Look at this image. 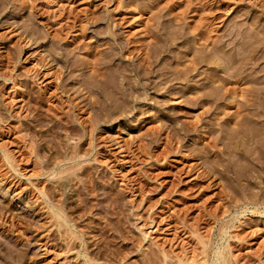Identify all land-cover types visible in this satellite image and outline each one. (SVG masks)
<instances>
[{"label": "rangeland", "instance_id": "374dc122", "mask_svg": "<svg viewBox=\"0 0 264 264\" xmlns=\"http://www.w3.org/2000/svg\"><path fill=\"white\" fill-rule=\"evenodd\" d=\"M225 1L227 9H224H226L227 12L224 13L226 15L222 17L224 18L222 22H219L221 18L216 20L218 25L215 24V26H217L218 31L215 32L214 35H221L224 33V31L231 26L233 23L232 21L236 19H234V17H236L237 12L247 13L244 17H240L245 19L243 20V22H246L245 29H253V27H258L259 29L264 28V12L262 11V8H264V0ZM186 4L187 0H0V59L5 60L4 62L2 61V66L5 67L3 68L4 72L7 71L6 73L8 75L14 74L13 76L15 77L10 76L15 78L14 80L18 83L16 86V90L18 91L13 96L8 92L11 83L8 84V87L2 88L4 90L1 89V93H3L2 96L4 98L0 95V98L2 97L1 100L3 103L5 101V105L8 107L13 103V106L11 105L13 109H15V111L19 109L18 112L16 111V114L18 113L22 116L28 115V111L25 110V107L20 106L24 95V92L20 90L23 89L21 88L22 85L24 86L28 81L27 83L32 82L30 84L33 89H36L35 91L44 96L43 100H41L43 103L41 102V104L45 106L43 110H45V112L48 111L46 115L49 113V110L51 112L50 107L53 108L52 113L54 116L55 113L63 114L69 106L67 102L71 103V101H68L71 95V100H75L74 102L77 101L76 103H80L81 106L85 105V102H87L85 96L87 94L84 93L85 91L82 89L84 85L82 86V82H78V79H81L80 77L84 78L85 74L89 73L87 72L88 68L86 69L83 66L73 70L72 75L74 76H72L69 73V68V70L66 71L68 63L65 61V55L63 57L64 59L54 60L51 59L53 57L50 54V50L53 49L55 52L57 50H63L64 53L69 52L71 54L69 55L70 59L75 55L74 58L79 57L80 60H82L84 58L82 54L85 50L80 46H84L91 50L92 48H96V46L100 49L106 48V44L102 46L104 34L102 35L99 33L106 30L108 28L107 25H112L115 30V37L118 39L119 37L128 38L134 33H137L138 37V34L139 36L142 34L141 32L144 28L143 22L145 19H150L151 27L171 25V15H167L169 12L166 13V11L170 8V11L173 13L175 11V13L182 12L186 10ZM224 9L222 10L224 11ZM194 13L197 12L191 11V13L189 12L187 14L188 17L190 16L189 20H191V18L193 21L196 19L198 20V13ZM207 13L208 11L203 12V14ZM248 13L250 14L248 15ZM203 14L199 15L202 16ZM52 16L54 17L53 19L51 18ZM55 16L57 18H55ZM45 19H47V21H45ZM49 20L55 21L54 27L46 24V22L49 23ZM56 20H59L60 23L58 21L57 23ZM140 20L144 21L142 22ZM253 21L254 24H252ZM117 23L119 24L117 25ZM67 24L68 26H66ZM82 24L85 25L84 29H82V27H84ZM249 25L251 26L249 27ZM60 27L62 28L58 29ZM175 27H177V25ZM57 29L59 32L63 31L61 33H63L62 37L64 36V38H62L60 42L58 38L54 39L56 36H53ZM35 35L39 38H37V41ZM74 40L79 41L74 42ZM98 45H100V47ZM49 47L52 48L50 49ZM42 57L45 58L43 59ZM167 57L168 56H165L163 60ZM45 63H49L50 65ZM43 65L46 66L44 67ZM49 67L53 68L50 70V73L47 70ZM51 71L60 73L63 71L62 75L59 74L60 77L64 79L63 81L61 80V82L65 90H67L69 95L66 91L64 92L68 96L64 92V94L60 92L61 89L58 88L59 85L57 87L56 83H58L61 78H54L57 77L58 73H56L55 76L51 74ZM197 78L195 77V79ZM64 81L68 82V86ZM176 86L180 87L181 85L176 84ZM6 88L9 90L7 91ZM185 95L187 96L189 94ZM179 97L180 95H176L167 98V101L164 100L166 101L164 104L161 103L162 106L155 108V105L152 104L156 103L155 98L149 96V98L141 100L142 104L145 103L143 106L140 105L142 108L138 107V105L136 108L134 107L131 109L132 111H129V114L118 116L112 120H106L105 117L102 116V121L95 128L93 135L94 139H91V136H88L89 138L87 135L84 136V129L79 123L99 113L96 109H91V112L90 109L87 110V105H85L83 111L80 108H72L70 110L68 107L69 110L67 111L73 116L74 120V125L68 130L64 129L65 126L63 124L61 125L62 127L59 126L61 123L55 121L52 113H49L47 119L53 117L51 120L48 119V121L47 119H43L44 123L40 121L30 123L32 124L31 128L33 130L29 129L26 132L27 137L33 142V146L35 147L33 152L30 148L24 147V142L14 134L11 127H9L8 121L2 122L0 124V158L3 159L2 153L5 148L12 151L11 154L16 158L14 159L15 161L13 160V163L14 165L18 164V168H16L20 173L14 170L6 160L2 161L1 159L0 254L2 256L0 260L2 258V263L0 262V264H84L87 260L86 257L90 256L97 261V264H145L147 252L150 248H158L156 247L158 244H163L164 247H167V249L169 248V250L172 249L174 252L171 250V253L183 252L181 249L182 244L186 245L191 250L192 246L197 242L196 239L198 235L193 232L181 230V232L179 231L181 234L180 240L183 239V241L180 242V240H176L174 241L176 244L173 243V241L169 239L173 237L174 229L167 230L168 226L166 224L167 222H165L167 220L163 218V215L171 216L172 219L177 218L176 220L173 219L174 221L172 220L174 223L180 220V215L177 216V214H183L185 217L188 216L186 217L188 223L196 225L198 230L202 232H200L202 235L207 233H205L203 226L209 222L211 226L215 225L214 232H216L220 223L231 215H229V213H223L225 207H223L222 204L228 200L230 201L231 195L236 200L241 199L239 195H241V191L243 190L240 189L246 187L245 184L247 181L240 178L243 180L241 181L237 177L238 174L236 171L228 172V174L226 173L227 175L225 179L223 177V180L218 177V173H214L215 175L212 174L213 176L207 175V173L205 175V168L207 165L202 163H204L206 157L210 156V152L205 148L203 154H201L202 152L199 153V146L202 144L206 145L207 141L221 134L222 128L225 127L226 124L225 119L228 117L226 113H230V110L224 109L226 111L224 112L221 108L208 111L207 109L209 106L201 108L196 105L190 106L189 108V105H184L182 102L185 97ZM156 98L159 99L160 102L162 99H165L162 95L156 96ZM8 102H11V104ZM59 106H63V108ZM231 111H233V109ZM216 112L217 114H215ZM154 113H156V115ZM74 116L79 117L76 118ZM0 118H2V116ZM70 118L72 119V117ZM193 122L194 124L199 122L198 126L201 123L204 124H202V128H200L199 131H189L187 136V133L184 134V128L187 127V125L192 126ZM203 125L204 127L206 125V129ZM208 129L212 132L210 131L211 133L207 134ZM155 130L158 132L153 138L152 133ZM176 130H178V134L180 135H176ZM179 136L180 140L179 138L177 139ZM150 137L154 139L153 143L150 141ZM155 138L157 139L155 140ZM84 141L85 143H82ZM80 142L81 147H84L82 149L88 150L87 155L84 154L81 158L75 159H79V161L70 160V156L76 152L74 150L78 148L77 146ZM143 144H148V148L147 146L141 147ZM219 146L220 148L226 147V142L224 143L223 140ZM2 147L5 148L2 149ZM146 149H148L149 152ZM199 154L201 156H207L204 158ZM234 156H230V158H234ZM32 157L36 158L33 159ZM236 157H238V155L235 156V158ZM235 158L233 159L235 164L233 161L232 164H234L233 167L237 170L236 168L240 161L238 158ZM36 159L37 162L40 161L42 163L38 162L39 164L44 165L42 169L39 166L36 167L37 169L32 167L31 162ZM80 161L83 165L85 163L86 166L91 168V176H93L91 177V182L85 180V176L80 175L82 181H80V184H82L77 186L79 189L75 188L72 191L73 194L71 192L62 195V197H60L61 195L56 196L59 198L57 200H60L59 202L66 208V211H72L71 213L69 212L72 214L71 217L75 218L77 220V225L81 226H79V237H73L72 235L68 236V234L61 235V230L58 232L57 225L54 226V219L49 218V207L43 203L45 199L40 190L45 191L46 195H48L47 198L53 199L55 196L53 193L56 194L58 192L59 194V192H61L60 189L57 191L59 186L55 183L56 172L60 169H65L66 166L67 168H71L72 165ZM239 168L240 166L238 165V170L241 169ZM65 174L66 173L62 175ZM82 177H85V179ZM255 179L256 178H252V181H260L261 178H259V180L258 178ZM88 183L92 186L93 196L88 194L86 190L85 185L88 186ZM262 184L264 185V183H261V186ZM262 187L264 189V186ZM112 190L116 193L113 200L107 196V193ZM2 203L4 206H1ZM228 203L229 202H227V204ZM234 203L233 201L232 204ZM6 206L7 208L9 207L7 211L4 210ZM10 207H12V211ZM77 210L83 213L80 218L78 217ZM198 212H200L202 216L194 220V214L196 215ZM213 214L217 216L220 215L219 217H222L220 219L221 221L218 220L215 222L213 217H211ZM190 216L193 217L189 218ZM2 220L5 221V224L2 223ZM263 220L264 215L252 214L249 210L242 216L241 221L243 222V227L236 228L241 230L244 229L241 231V234H248V240L250 242L252 239L250 244L253 245L254 249L258 248L260 242L264 241ZM193 221L199 223L200 226H198L197 223H193ZM12 222L19 224L17 229L9 228L8 225ZM47 228L50 230L52 229L51 232H46ZM62 228L63 227H61V229ZM236 229L232 228L231 231L235 233L237 231ZM251 230L255 231L252 237ZM19 248H21V251L25 252V256L19 253ZM8 250L9 252L13 250L15 257L11 256V259H9V257L4 258L3 256L7 254ZM144 250L146 252L145 254ZM78 251L80 252L79 256L77 255ZM246 251L248 252L249 250L245 249L244 252ZM6 259L9 260L7 261Z\"/></svg>", "mask_w": 264, "mask_h": 264}, {"label": "bare ground", "instance_id": "6f19581e", "mask_svg": "<svg viewBox=\"0 0 264 264\" xmlns=\"http://www.w3.org/2000/svg\"><path fill=\"white\" fill-rule=\"evenodd\" d=\"M185 3H186V1H185ZM30 6H32V5H30ZM35 6H36V4H35ZM186 6H187L186 10H184L182 12L180 11L179 13L178 12L175 13L176 11L173 13L170 11V8L169 9L167 8L168 11H166V13L169 12L167 15H171V19H170V20H172L171 25H165V26L162 25L163 27H159V26L155 27L154 26L155 27L154 28V27H151L152 25L150 23V19H147V20L145 19V21L143 20L146 24L142 20H140L143 22L144 28L142 29V32H141L142 34L140 36L138 34V37H137V33H134V34H131L132 36H130L128 38L127 37H121V38L119 37V39H118L115 37V32H114L115 30L113 29L112 25H110V26L107 25L108 28L99 33L102 35L104 34V38H103L104 42L102 43L103 44L102 46H104L106 44L107 45L106 48L104 47V49H100L96 46V48H94V49L92 48V50H91V49L85 48L84 46H80L86 52V53L84 52L85 54L84 53L82 54V55H84V58L82 60H80L79 57H78L79 59L74 58L75 55L72 56L73 59L72 58L70 59L69 55H71V54L69 52L64 53L63 50L58 51L57 49H55V50H57L55 52V51H53V49H51L52 47H49L51 49L50 54L53 57L51 59H54V60L62 59L65 55V61L68 63V64L66 63L68 66V67H66L67 68L66 71H68L70 69L69 73L71 75L73 74L72 73L73 70L79 69L80 67L84 66V68H86V69L88 68L87 72H89V73H86L87 75L85 74L84 78L80 77L81 79H78L79 80L78 82H80V83L82 82L81 85L82 86L84 85L82 89H84V91H85L84 93L87 94L85 96V99L87 100V102H85V105H87V110L90 109V111H91V109L92 110L96 109L97 111H99V113H97V114L95 113L96 115L90 116L88 120H83V121L80 120L81 122L79 124L84 129V134H85L84 136H86V135H87V137L91 136L90 137L91 139H94L93 135H94L95 128L102 121V119H101L102 116H104L106 120H112L118 116H123V115L129 114L130 113L129 111H132L131 109H133L134 107L136 108V106H138V105H139L138 107H140V105L143 106L145 103L142 104L141 100H145V99L149 98V96H151V98H155L156 103H152L155 105L154 106L155 108L156 107L158 108V106H162V104H164V102L167 101V98H171L173 96L180 95L179 98H181V96L185 97L184 101H182V102L184 103V105L185 104L189 105V108H190V106L196 105V106H200L201 108H205V107L209 106L207 109L208 111L211 109H221V108L223 109L224 112H226L225 110H230V113H228V114L226 113V115H228V117L225 119L226 124H225V127L222 128L221 134L217 135L216 137L214 136L213 139L207 141L206 145H203V144L200 145L199 146V153L202 152L201 154H203V152H205L204 151L205 148H207L210 152V156H208V157H206L207 155L206 156L202 155L204 158L206 157L205 158L206 160L204 159V163H202V164L207 165L205 168L206 169L205 175L207 173V175L209 174V175L213 176V175H215L214 173H218L219 176L218 175L217 176L222 178V180H223V177L225 179V176L228 174V172H235L236 171V173L238 174L237 177L239 179L242 178V179H244V181L245 180L247 181V183L245 182L246 187H244V189H240V190H243V191H241V195H239V196H241V199L236 200L230 194L231 195L230 201L229 200L226 201L224 204H222V206L225 207L223 213H229V215L230 214L231 215L229 216V218L224 219L220 223L219 227L217 226L218 229H216L217 230L216 232H214V226L215 225L211 226L209 222L208 223L206 222L207 224L203 226L205 233L207 232L205 235L201 234L202 232L198 230V227L196 225L188 223V219L186 218L188 216L185 217L183 214H177V216L180 215L179 216L180 220H178L179 223H178V221H177V223H174L173 221L176 220L177 218L176 219L173 218L174 219L173 220L171 218V216H168V215L164 216L163 215V218L165 220H167V221H165L163 219L165 222H167L166 223L168 226L167 230L168 229H174L173 230L174 231L173 237L170 238L169 240L173 241V243L176 244V242H174V241H176V240L179 241L181 239L180 238L181 230H184V231L186 230L189 232L196 233L198 235L197 239H196L197 242L195 243L194 246H192L191 250L189 249V247L182 244L181 249L183 250V252L179 251L178 253H171L173 250L171 249L172 250L171 251V250H169V248L168 249H167V247L165 248L163 244H158L156 246L158 248H155L152 246L153 248H150V250L147 252L146 260L144 259L146 261V263H145V261H144V263L145 264H264V241L260 242V246L256 249H254L253 245L250 244L252 239L250 240V242L248 240V234L247 235L241 234V231L244 229H242V230L236 229V228L243 227V222L241 220H242V216H244V214H246L247 211L250 210V213H252V214L264 215V189L262 187L264 185L262 184V186H261V183H264V31H263L264 28L259 29L258 27L252 26L253 29H248V30L245 29L246 28V26H245L246 22H243V20H245V19L240 18V17H242V16L244 17L245 14H247V13L246 12H243V13L237 12L239 14L236 13V17H234V19L235 18L236 19L234 21H232L233 23L231 24L232 27L229 26V28H227L224 31V33H222L221 35L220 34L214 35V33L218 31L217 26H215V24L218 25V23H216V20H218V18H221V19H219V22H222L224 19L222 17L223 16L225 17V15H226V14H224L227 12L226 11V9H227L226 8V1L225 0H187ZM224 8H226V9H224ZM189 9H190V11H189ZM222 9H224L225 12ZM191 11L198 13V14L194 13V14H197V16L199 17L198 20L196 19L197 21L196 20L193 21L192 18H191V20H189L190 16L188 17L187 14L189 12L191 13ZM204 11H206V12L208 11V13L203 14ZM262 11L264 12V8H262ZM199 14H203V15L201 16ZM249 14L250 13H248V15ZM255 14H256V11H255ZM53 16L51 17L52 19L54 18ZM253 16H255V15H253ZM68 17H67V20H68ZM55 18H57V17L55 16ZM158 19H160V18H158ZM45 21H47V19H45ZM57 21L60 23L61 19H60V21L56 20V22ZM54 22H53V20L52 21L49 20V23L46 22V24L53 26L55 24ZM61 23H62V21H61ZM126 23H128V22H126ZM249 23H250V20H249ZM118 24L119 23H117V25ZM252 24H254V21ZM72 25H69V26H72ZM82 25H84V24H82ZM176 25H177V27H175ZM66 26H68V24ZM250 26L251 25H249V27ZM33 27H34V25H33ZM61 28L62 27H60L58 29H61ZM84 28H85V25H84V27H82V29H84ZM58 29L56 30L55 33L53 32L54 33L53 36H56L54 39L58 38V41L60 42V40L62 38H64V36L62 37L63 33H61L63 31L59 32ZM80 29H81V27H80ZM53 33H50V34H53ZM216 34H218V33H216ZM38 36L35 35L36 41H37ZM214 36H217V37H214ZM75 41H77V40H74V42ZM58 46H59V44H58ZM74 46H76V45H74ZM98 46L100 47V45H98ZM49 48H48V51H49ZM72 49H71V51L73 52L74 49L73 50ZM52 52H54V53H52ZM165 56H168V57L165 60H163ZM47 59H48V57H47ZM2 61L4 62L5 60L0 59V93L2 92L1 91L2 88L6 87V86L8 87L9 86L8 84L11 83V86L9 88L10 90L8 89L9 90L8 91L7 88H6V90L13 96L18 91V90H16V86L18 83L16 82V80H14L15 78H13V77H15V76H13L14 74L13 75L10 74L11 76H13V77H11L10 75H8L6 73L7 71L4 72L3 68H5V67L2 66V63H3ZM49 63L48 64L45 63V64L50 65ZM51 69H53V68L52 67L47 68L49 73H50ZM81 69H83V68H81ZM38 71H39V69H38ZM55 71H53V72L51 71L52 72L51 74L55 75V76H56V73H58L57 77L56 78L53 77V78L54 79L61 78L60 74L62 75L63 71H62V73L55 72ZM69 73H67V74H69ZM20 74H22V73H20ZM83 75H84V73H83ZM72 76H74V75H72ZM197 76H198V78H197ZM76 77H75V79H76ZM195 77L197 79H195ZM61 80L63 81L64 79L61 78L59 82L56 81V82H58L56 84H57V87L59 85L58 88L61 89L60 92L62 94H64L65 93L64 91H66V93H67V90H65V87H63V83L61 82ZM27 82L25 83L24 86L22 85L21 88H23V89L20 90L21 92H24V95H23L22 100H21L22 104L20 106L25 107V110L28 111V113L26 112L28 115H23V116H25V117H23L21 114H18V113L16 114V111L18 112L19 109H16V111H15V109H13V107H12L13 103L11 104V102L10 103L8 102V103L11 104L12 106L10 105L8 107L7 105H5V101L3 103V101L1 100V98L3 97L2 96L3 93H1L0 95L2 97L0 98V117L2 116V118H0V124L4 121L5 122L8 121V123L10 125L9 127H11L14 134H16L18 136V138L22 139V141L24 142L23 143L21 141L24 144V147L30 148L31 151L33 152L34 151L33 149L35 147L33 146V142L30 141V139L27 137V133H26L27 130L32 129L31 128L32 124H30V123H35L37 121L44 123L43 119L46 120L47 117H49L48 114L52 113L53 108L50 107L51 112L48 109L49 113L46 115V113L48 111L45 112V110H43L45 108V106H42V104H41V102H42L41 100H43L44 96H42V94L35 91L36 90L35 88L33 89L32 85L30 84L32 82H30V83H27ZM33 82H34V80H33ZM64 82L68 86V84H67L68 82H66V81H64ZM65 83H64V85H65ZM176 84H180L181 86L177 87ZM2 90H4V89H2ZM56 91H58V90H56ZM54 92H55V90H54ZM57 94H58V92H57ZM185 94H189V95L186 96ZM161 95L165 99H162L160 102V100L157 99L156 96H161ZM59 96H60V94H59ZM71 96H70V98H71ZM10 98H12V97H10ZM47 98H49V97H47ZM70 98L68 99V101H71V103L67 102V103H69L68 107L70 108V110L72 108H78V109L80 108L83 111V108L85 107V105L82 104L83 106H81V104L79 103L80 104V106H79V104L76 103L77 101L74 102L75 100H71ZM164 100H166V101H164ZM11 101H12V99H11ZM63 102H64V100H63ZM64 103L66 104V102H64ZM61 104L64 106V104L62 102H61ZM70 104H71V106H70ZM63 106L60 108H63ZM68 107H67V110H69ZM140 108H142V107H140ZM64 109H65V107H64ZM232 109H233V111H231ZM54 110H55V108H54ZM67 110L65 112H63V114L60 113L61 115L58 113H55V116H54V114L52 113V115L54 116V120L61 123L60 125L58 124L59 126H61L63 124L65 126L64 127L65 130H68L70 127H72L74 125L73 124L74 123L73 116L71 114H69ZM156 110H159V109H156ZM57 111H58V109H57ZM90 111H88V112H90ZM94 112H93V114H94ZM155 112H158V111H155ZM154 114L156 115V113H154ZM215 114H217V112ZM168 115H169V113H168ZM76 116H74V117H76ZM70 117H72V119ZM78 117H76V118H78ZM170 117H171V115H170ZM52 118L53 117H50V119L49 118L48 119L51 120ZM199 119H201V118H199ZM213 119H215V118H213ZM27 122H29V123H27ZM199 122H197V124H194V122H193L192 126L187 125V127H185V128L183 127L184 128V134L187 133L186 135L188 136V132L191 130L192 131H196V130L199 131L200 128H202V124H204V123H201L198 126ZM55 124H56V122H55ZM75 125H76V123H75ZM222 125H223V123H222ZM203 127H204V125H203ZM173 128H175V127H173ZM179 128H181V127H179ZM183 128H182V130H183ZM204 128L206 129V125ZM175 129H173V130H175ZM178 130H176L177 131L176 132L177 134L175 133L176 135H180V134H178ZM210 131L211 130L208 129L207 134L212 132V131L211 132ZM157 132L158 131H156V130L153 131V133H152L153 138L155 137ZM149 135H151V134H149ZM171 136H173V135H171ZM153 138L150 139V141H152V143L154 140ZM178 138L180 140V136L177 137V139ZM209 138H210V136H209ZM156 139L157 138H155V140ZM223 140H224V143L226 142V147L220 148L219 145L221 144V142H223ZM225 140H227V141H225ZM147 141H149V140H147ZM219 141H220V144H219ZM82 143H85V141ZM147 145L143 144L141 147H143V146L146 147ZM148 146H147V148H148ZM77 147L78 148H76L74 150L76 152L73 151L74 154H72L70 156V158L69 157H67V158H69L70 160H75L76 158H81V156H83L84 154L87 155L88 150L82 149L84 147H81V142H80V144H78ZM4 148L2 147V149H4ZM5 149L3 150V153H2L3 159L0 158V161H1V159H2V161L6 160L14 170L19 172L17 169L18 164L14 165V163H13L15 161L14 159H16V158H14V155L11 154L12 151H9L7 149L5 150ZM146 150L148 151V149H146ZM170 150H172V149H170ZM234 155L235 156L238 155V157L235 158ZM148 156H150V155H148ZM200 156H199V158H200ZM230 156H234L235 159L238 158V160L241 163V165H240V163L238 164L241 168V169L239 168L240 170H238L237 164H236L237 170H235V167H233V165L235 164V161L233 160L234 158L231 157V158H233V159H231ZM35 158H33V159H35ZM77 160L79 161V159H77ZM77 160H75V161H77ZM238 160H236V161H238ZM232 161L234 162V164H232ZM38 162H40V161H38ZM38 162H37V159L33 160V162H31L32 167L37 169L36 167L39 166L42 169V166H44V165H41L42 163L40 162L41 164H39ZM71 168H69V167L67 168V166H66L65 169H60L59 171L57 170L58 172H56V175H55V179H56L55 183L57 184V186H59L57 191H59V189H60L61 192H59V194H58V192L56 194L53 193L55 195L53 199L47 198L48 195H46L45 191H42V190H40V191H41L43 198L45 199V202H43L44 200L42 202L45 203V205L47 207H49V209H48L49 218L54 219V221H55L54 226L57 225L58 232H59V230H61V232H60L61 235L68 234V236L72 235L73 237L74 236L79 237L78 232L80 230L79 229L80 225H77V220L75 218L71 217L72 214H70V213L72 211L71 212L69 211L70 213L68 212V210L66 211V208H64L62 203L59 202L60 200H57L59 198L56 196L61 195L60 197H62V195H64V194L71 193L75 188L79 189V187H77V186L80 184V181H81L80 175L85 176L86 179H85V177H82V178H84L88 182L89 181L91 182V177H93V176H91V170H90L91 168L86 166L85 163L83 165L81 161L77 162V164H75V165H72ZM64 173H66V174L62 175ZM179 177H180V175H179ZM252 178L253 179L258 178V180H259V178H261V179H260V181H257L256 179H255L256 181H252ZM173 181H175V180H173ZM241 181H243V180H241ZM245 185H243V186H245ZM85 186H86V190L88 191V194L93 196L92 186L89 183H88V186L87 185H85ZM55 191H53V192H55ZM232 192H234V191H232ZM72 194H73V192H72ZM115 194L116 193L112 190V191H109L107 193V196L113 200V197ZM233 201L236 204L235 203L232 204ZM227 202H229V203L227 204ZM1 206H4L3 203ZM8 208L6 206V208L4 210L7 211V210H9ZM11 208L12 207H10V210L12 211ZM73 211H75V210H73ZM199 211H200V209H199ZM0 212H1V210H0ZM77 214H78V217L80 218V216H82L83 213H82V211H78ZM196 215L194 214V217L190 216L189 218L193 217V218H195L194 220H196V219H198L197 217L202 216V215H200V212L196 213ZM219 216L220 215L217 216L216 214H213V216H211V217H213V220L215 222H217L218 220H220L222 218ZM175 217H176V215H175ZM179 217H178V219H179ZM3 220H5V219H3ZM3 220H2V223L5 224L4 223L5 221H3ZM189 222H191V221H189ZM199 222H201V221H199ZM193 223H195V222L193 221ZM197 224H198V226H200L199 223H197ZM8 226H9V228H12V229L16 228L17 229L19 224L16 222H12ZM61 227H63V228L61 229ZM73 228H74V230H73ZM180 228H182V229H180ZM232 228H235L237 231L235 233H233L231 231ZM199 229H200V227H199ZM51 230L49 228H47L46 232H48V231L51 232ZM165 232H167V231H165ZM251 232H252V234H251V237H252V235L255 233V231L251 230ZM72 236H71V238H72ZM181 241H183V239L180 240V242ZM180 242H179V244H180ZM161 245H163V246H161ZM172 246H173V244H172ZM9 248H10V246H9ZM245 249H248L249 251L244 252ZM8 252H9V250H8ZM8 252H7V254L3 253V254H5L3 257L4 258L9 257V259H11L10 257L14 256V252H13V250H11L9 253ZM175 252H177V251H175ZM19 253L21 255L25 256V252L21 251V248H19ZM145 253L146 252L144 250V254ZM77 255L78 256L80 255L79 251H78ZM1 256L2 255L0 254V257ZM17 256H18V254H17ZM86 256H87V254H86ZM86 258H87V260L85 261L84 264H87V263L88 264H97L96 263L97 261H95V259L92 258L91 256L86 257ZM9 259H6V260L8 261ZM1 260H2V258H1ZM1 260H0V262L2 263Z\"/></svg>", "mask_w": 264, "mask_h": 264}]
</instances>
